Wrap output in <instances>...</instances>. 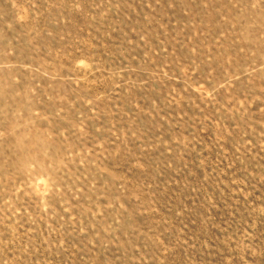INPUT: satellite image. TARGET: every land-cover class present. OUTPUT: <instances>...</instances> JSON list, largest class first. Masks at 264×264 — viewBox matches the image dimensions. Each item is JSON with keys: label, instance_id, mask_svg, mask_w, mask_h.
<instances>
[{"label": "rangeland", "instance_id": "rangeland-1", "mask_svg": "<svg viewBox=\"0 0 264 264\" xmlns=\"http://www.w3.org/2000/svg\"><path fill=\"white\" fill-rule=\"evenodd\" d=\"M0 264H264V0H0Z\"/></svg>", "mask_w": 264, "mask_h": 264}]
</instances>
